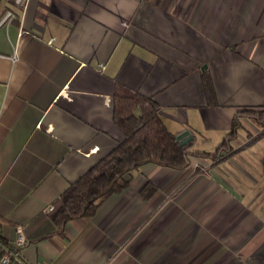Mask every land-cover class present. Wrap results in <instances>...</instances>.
Here are the masks:
<instances>
[{"label":"crops","instance_id":"crops-1","mask_svg":"<svg viewBox=\"0 0 264 264\" xmlns=\"http://www.w3.org/2000/svg\"><path fill=\"white\" fill-rule=\"evenodd\" d=\"M117 87L214 151L264 107V0H0V233L14 245L22 225L18 264H264V134L248 143L245 115L233 153L144 163L58 231L61 194L123 139Z\"/></svg>","mask_w":264,"mask_h":264},{"label":"trees","instance_id":"trees-1","mask_svg":"<svg viewBox=\"0 0 264 264\" xmlns=\"http://www.w3.org/2000/svg\"><path fill=\"white\" fill-rule=\"evenodd\" d=\"M202 82L210 103L217 104L216 93L210 73L204 70ZM113 120L123 134V139L89 171L72 183L62 194L61 204L54 212L59 232L64 224L76 217L91 216L100 203L112 193L121 192L130 182L134 172L144 163L153 162L171 167H183L190 157L216 160L236 151L231 141L242 127L240 117L251 118L262 130L248 143L264 134V107H245L236 111L231 127L214 151L193 148L192 140L179 145L157 112V105L151 97L141 95L124 87H117L112 98ZM222 151L227 153L223 155ZM156 186L147 180L140 188V195L148 200ZM0 243L12 253L15 264L19 248L7 243L0 233Z\"/></svg>","mask_w":264,"mask_h":264},{"label":"built area","instance_id":"built-area-1","mask_svg":"<svg viewBox=\"0 0 264 264\" xmlns=\"http://www.w3.org/2000/svg\"><path fill=\"white\" fill-rule=\"evenodd\" d=\"M20 1V0H17ZM9 12L7 13V15ZM100 67L102 68L103 65L100 64ZM66 94V93H65ZM26 243V236L24 233V229L22 225H17L15 228V238H14V245L15 247H22ZM12 253L11 251L2 243H0V264H15L14 261L11 258Z\"/></svg>","mask_w":264,"mask_h":264},{"label":"water","instance_id":"water-1","mask_svg":"<svg viewBox=\"0 0 264 264\" xmlns=\"http://www.w3.org/2000/svg\"><path fill=\"white\" fill-rule=\"evenodd\" d=\"M176 137L179 140V145H183L192 140V135L189 132H186V135L182 137H179V136H176Z\"/></svg>","mask_w":264,"mask_h":264},{"label":"rangeland","instance_id":"rangeland-1","mask_svg":"<svg viewBox=\"0 0 264 264\" xmlns=\"http://www.w3.org/2000/svg\"><path fill=\"white\" fill-rule=\"evenodd\" d=\"M223 154H226L227 152L226 151H222Z\"/></svg>","mask_w":264,"mask_h":264}]
</instances>
